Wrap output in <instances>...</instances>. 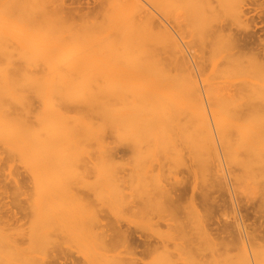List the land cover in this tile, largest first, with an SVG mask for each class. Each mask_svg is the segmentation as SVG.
<instances>
[{"label": "rangeland", "instance_id": "374dc122", "mask_svg": "<svg viewBox=\"0 0 264 264\" xmlns=\"http://www.w3.org/2000/svg\"><path fill=\"white\" fill-rule=\"evenodd\" d=\"M19 1L2 53H32L16 16L95 50L0 56L32 138H0V264H264V0H143L127 36L110 0Z\"/></svg>", "mask_w": 264, "mask_h": 264}, {"label": "bare ground", "instance_id": "6f19581e", "mask_svg": "<svg viewBox=\"0 0 264 264\" xmlns=\"http://www.w3.org/2000/svg\"><path fill=\"white\" fill-rule=\"evenodd\" d=\"M19 2H22V0H20ZM110 2L112 3L113 8L116 9V12L117 13L122 14V15L123 14L126 15V17L123 18L122 20H126V22L128 24V27H126V28H128V29H126L127 32H125L126 31L125 30L124 31L125 33L121 34V36H124V35L127 36V35H129V29H131V34H133V30L137 29L140 26L142 28L143 26H145L148 23L152 22L151 21V18H150L151 15H152V13H151V11L149 9H147V7L145 6V3H144L143 0H110ZM20 4L21 5H24V3H19V7H26V6H20ZM21 9H24V8H21ZM49 14H50V20L48 21V23L55 22L56 20L53 17L54 15H51V13H49ZM0 16H1V12H0ZM25 22L26 21L24 19H22L21 17H17V16L16 17H12V19L10 21V23L12 25L10 24L9 25V28L6 27V25H5V28H6L7 33L9 32V34L10 33H15L22 40H25V39L26 40H30V45H31V47H33L32 51H31L32 53H2L1 35H0V56H9L10 57V56H15V55H19V56L36 55V56H44V57H49V56H62V57L63 56H66L67 57L68 56V58L69 57H72V58L75 57L76 58V56H78V57L81 56V55L84 56V53H89V55H90V53H92L93 50H95L87 42L86 43L84 42L83 39L85 37H82L83 35L82 34L80 35L79 32L71 33V31H68L66 34H62V33H59L58 34V33L55 32V30H53V28L52 29L51 28H48V30H46V34L43 35L42 34V30H40L41 28L36 29L37 28V27H35L36 25L35 26L33 25L34 26V29H30V28L33 27V26H31L32 24L29 25V28H28L27 25H26L28 23H25ZM49 25H51V24H49ZM2 26L3 25H0V32L3 29ZM52 26L53 25H51V27ZM119 33H122V32L119 31ZM119 33L117 35H119ZM117 35H115V36H117ZM172 41H173V45H174V49H175L174 51L176 53H185L182 45L180 44V42L175 37H173ZM101 51L102 50L100 49V52ZM97 53H99V52L97 51ZM72 60L73 59H70L69 62L70 61L72 62ZM66 62H67V60H66ZM190 62L192 63L191 60H190ZM193 64H195V63L193 62L191 65H193ZM14 66H16V65H14ZM193 67H194V65L191 66V86H190L191 92H192V94L195 97L199 98V100L202 101L201 90H200V87L198 85V81H197L196 74L194 72ZM3 77L4 76H2L1 78L4 80ZM40 81H46V80H45L44 77H42V78H40L37 81V83L39 84ZM11 82H13V81L11 80ZM8 83H9V80H8ZM42 83H44V82H42ZM4 85H5V83H4ZM11 85H12V83L10 84V87L8 86V89L9 88H12ZM223 87H225V85H223ZM228 87H229V85H228ZM1 88H2V86H0V89ZM4 88L5 89L2 88L3 91L6 90V87H4ZM13 88H14V86H13ZM38 88H40V86ZM45 88H46V86H44V88H41V89H45ZM62 88H66V87H62ZM47 89H48V87H47ZM47 89H45V90H47ZM12 91H10L9 93L11 94ZM14 92H15V90H14ZM18 93H19V91H18ZM5 94H7V93H5ZM13 94L14 93L12 92V95L11 96H13ZM17 94H14V95H16V97L20 96V95L17 96ZM20 94H21V92H20ZM1 95H2V91H1ZM5 96H8V95H5ZM21 96H23V94ZM9 99H11V98H9ZM13 99L15 100V96H13ZM21 99L23 100V98H21ZM2 100H1V102H2ZM4 100H6V98H4ZM22 100H19L18 99V102L21 101V103H22ZM3 102H4L3 103L4 105L2 103H0V138L3 140L2 142H6L7 143V146L10 148V150H12V151H14V152H16L18 154H21V153H23L26 150V148L31 143V139L32 138H31V131H30V128H29V127H31L30 126L31 124L29 125L28 124L29 122L27 120H24V119L22 120L20 118L22 115L19 117V115L17 113L18 111L15 108L8 107V106L5 107V101H3ZM14 104H15V102H14ZM8 105H9V101H8ZM22 109H24V108H22ZM23 111H25V110H23ZM28 116H29V114H28ZM23 118H25V117H23ZM27 118H29V117H27ZM29 120H31V119H29ZM69 127L70 126H68V129H70ZM66 129H67V127L64 128L65 131H66ZM71 132H72V129H71ZM207 143H208V147L210 149H212V151L218 152L217 151V144H216V137L212 133H210L209 135H207ZM5 147H6V145H5ZM1 148L3 149L2 146H1ZM7 152H9L8 149H7ZM13 156H15V155H13ZM16 157H14V158H16ZM22 159H24V158H22ZM11 161H13V160H11ZM19 247H20L19 245H17V247L15 246V248H17V249ZM21 248L22 247H20V249Z\"/></svg>", "mask_w": 264, "mask_h": 264}]
</instances>
